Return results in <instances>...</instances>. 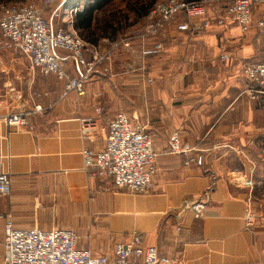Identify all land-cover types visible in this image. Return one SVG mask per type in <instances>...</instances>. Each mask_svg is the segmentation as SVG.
<instances>
[{"label":"crops","instance_id":"crops-1","mask_svg":"<svg viewBox=\"0 0 264 264\" xmlns=\"http://www.w3.org/2000/svg\"><path fill=\"white\" fill-rule=\"evenodd\" d=\"M260 5L253 7L248 32L231 19L211 27L193 21L186 31L168 23L157 36L165 50L146 58L143 28L133 27L134 35L121 40L132 38L135 47L116 53L112 73H105L106 64L93 73L83 94H65L64 81L54 75L30 76L23 55L0 51V87L15 85L27 99L37 93L35 101L44 107L28 116L29 128H0V169L12 179L11 193L0 195V213L21 228H72L79 247L95 255L141 233L173 264H264V225L250 229L244 220L251 196L254 210L264 215L254 206V190L264 181L258 173L264 164V93L245 94L243 75L245 63L261 55ZM208 13H223L222 6L213 3ZM84 32L95 35L94 27ZM109 35L107 30L102 39L110 42ZM123 111L149 128L158 154L153 185L144 193L119 189L84 168L81 151L102 149L109 122ZM173 130L180 131L184 148H195L196 161L166 153ZM205 191L206 209L196 218L186 205ZM6 219L0 217V263Z\"/></svg>","mask_w":264,"mask_h":264},{"label":"built area","instance_id":"built-area-1","mask_svg":"<svg viewBox=\"0 0 264 264\" xmlns=\"http://www.w3.org/2000/svg\"><path fill=\"white\" fill-rule=\"evenodd\" d=\"M71 0H41L45 7H53L52 15L46 17L35 2H11L2 7L0 15V51H12L28 60L30 76L38 74L48 77L54 75L65 81V94L76 91L84 93V84L97 73L105 62L111 60L112 51H102L90 45L74 26L57 27L54 20L63 11L77 13L83 5L70 6ZM222 6L223 13L210 15V2ZM264 4V0H165L156 2L149 10L147 23L139 35L142 42L143 58L159 55L165 44L156 37L164 27L182 15L184 20L177 22L179 31L190 29L191 22L202 21L204 27L223 25L228 19L235 21L243 32H248L253 24V7ZM264 26V21L258 23ZM154 39L148 46L149 38ZM130 39L117 44L130 45ZM91 58L86 57V52ZM226 55L223 56L225 58ZM71 64L74 75L69 71ZM109 66L105 73L110 72ZM246 79L244 93L257 98L264 93V34L261 42V55L258 60L249 61L243 67ZM5 94L0 93V128H29L28 116L41 112L44 107L35 101L37 93L27 99L15 85L6 86ZM8 98L3 104L2 97ZM35 96V97H34ZM89 120V119H88ZM90 122V120H89ZM87 130H84L86 132ZM195 148L186 149L182 145L181 133H170L166 153L187 155L186 163L196 161L192 156ZM84 168L91 175L111 179L119 189L133 193L147 192L153 185L156 174L157 152L154 149L152 134L146 125L136 124L125 113H118L107 129L104 147L100 150L84 148L81 151ZM10 174L0 169V195L11 193ZM208 192L204 197L188 203L196 218L204 215ZM250 201L245 210V225L254 228L257 223L264 225V215L257 213ZM5 223V254L0 264H173L171 258L159 253L156 246L148 245L141 233H133L117 242L110 253L95 255L88 248L79 247V234L72 228L39 227L21 228L13 223L11 215Z\"/></svg>","mask_w":264,"mask_h":264},{"label":"rangeland","instance_id":"rangeland-1","mask_svg":"<svg viewBox=\"0 0 264 264\" xmlns=\"http://www.w3.org/2000/svg\"><path fill=\"white\" fill-rule=\"evenodd\" d=\"M71 1H74L76 4L71 5ZM71 1H70V6L82 4L84 8L85 2L87 0H71ZM158 1H165V0H111L101 11L97 12L95 15L96 17L95 22H94V34L95 35H90V34H87V32L78 31L79 35L84 40H85V37L89 39L96 38V40L98 39V42H94L95 44L87 42L88 40L87 41L85 40V41L89 43L90 45H95L100 50L112 51L111 60L104 63L106 64V66H109L112 69L111 71L112 73L115 69L114 58H115L116 53L119 52L121 49H124L125 51H130L135 47L134 46L135 43L133 44V42L127 46L124 44L118 45L117 43L121 41L122 38H125L127 36L129 37L133 36L135 33L133 30V27H136V29L138 27L137 30L141 28H143L144 30L145 25L147 23L148 12L150 8ZM11 2H21V3L35 2L42 9L43 14L48 18L52 15V12L54 10L53 7L43 6L41 3V0H0V15L2 12V7ZM213 3L214 1L210 2L209 6H211V4ZM260 6H264V4ZM262 8L264 10V7ZM71 17H73L74 19L75 13H72L69 11H63L62 14L54 20V25L57 27H60V26L69 27L71 25L70 24ZM184 19L185 17L180 15L176 17V19L173 20V22L171 23H174L176 25L177 22H180ZM107 30L109 31V34H110L109 39L110 40L112 39L110 42H105L102 39L104 38L102 36L105 34ZM130 31L132 32L130 33ZM130 41H133L132 38H130ZM140 43L142 44V42ZM104 45H108V47H106L108 49H104ZM131 65L132 64L128 61L126 65V70L128 72L131 69ZM63 83H65V81ZM0 93L2 95L5 94V90L2 89V87H0ZM3 100H7L9 102L8 98H6L5 96L2 97V101ZM4 104H8V103H4ZM260 169L261 170L258 173L260 174V177L261 176L264 177V174H263L264 164H262V167ZM254 191L257 194L256 196L257 199H256V202L254 203V206L256 207V209L262 210L264 209V204L260 201L261 199L264 198V181L256 185V188Z\"/></svg>","mask_w":264,"mask_h":264},{"label":"trees","instance_id":"trees-1","mask_svg":"<svg viewBox=\"0 0 264 264\" xmlns=\"http://www.w3.org/2000/svg\"><path fill=\"white\" fill-rule=\"evenodd\" d=\"M111 0H87L82 11L75 14V28L80 31H88L94 27L95 15L101 11Z\"/></svg>","mask_w":264,"mask_h":264}]
</instances>
